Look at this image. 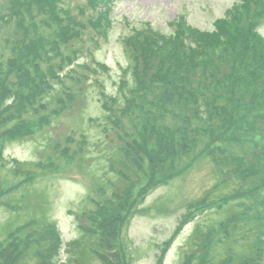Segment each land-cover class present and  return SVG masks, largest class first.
<instances>
[{
  "label": "rangeland",
  "instance_id": "374dc122",
  "mask_svg": "<svg viewBox=\"0 0 264 264\" xmlns=\"http://www.w3.org/2000/svg\"><path fill=\"white\" fill-rule=\"evenodd\" d=\"M87 1L62 0L83 21L85 29L80 38L63 46L62 52L70 54V61L57 77L51 76L50 87L36 96L33 104L40 100L42 107L33 116H25L36 121L41 114L47 120L35 127L32 135L12 138L1 134V126L9 121L6 111L17 106V94H26L28 88L12 74L0 83V243L5 245L8 233L14 231V248L21 252L32 231L26 226L36 220L49 222L55 224L60 237L51 264H75L70 248L82 238V222L99 235V222L110 213L118 216L112 230L118 237L114 247L120 253L107 262L85 255L86 264H116L118 257L123 264H237L238 254L247 256L248 249L251 253L250 242L259 228L247 216L260 212V207L245 208L238 200L227 204L211 200L218 201L234 190L220 185L219 166L227 161L228 154L225 144L239 133L246 136L239 137L241 142L259 149L262 139L249 131L216 128L220 111L209 118L201 113L190 116L184 122L173 109L166 110L170 104L161 108L155 93L128 94L134 90V67L127 47L134 36L148 33V29L163 36L173 34L180 17L187 25L210 32L214 21L237 0H111L107 5L112 13L104 36L89 25L94 12ZM9 9L10 0H0V76L6 72L7 61L15 56L8 46V41L17 37L16 27L6 17ZM258 31L264 37V18ZM215 52L222 53L223 47ZM220 77L210 79L212 86L207 93L216 88V93H223L217 84ZM208 125L210 129L202 131ZM151 126H187L190 134L187 131L181 136L189 151L180 153L174 164L164 156L133 166V157L126 150L137 152L143 136H148L147 147L159 144L156 135L149 138ZM125 141L129 145L120 152L119 146ZM111 159H119L128 174H118ZM27 172L33 175L28 182ZM115 191L119 195H114ZM203 198V205L190 207ZM135 203L137 209L129 219ZM95 210L99 211L96 227L86 219ZM90 236V241L95 239ZM32 245V252L20 262L12 253L10 261L0 260V264H48V257L33 255ZM97 247L108 256L110 247Z\"/></svg>",
  "mask_w": 264,
  "mask_h": 264
},
{
  "label": "trees",
  "instance_id": "16d2710c",
  "mask_svg": "<svg viewBox=\"0 0 264 264\" xmlns=\"http://www.w3.org/2000/svg\"><path fill=\"white\" fill-rule=\"evenodd\" d=\"M110 2V0L87 1L94 12L93 20L88 18L89 25L100 34L104 33V27L110 22L108 16L111 8L107 5ZM6 17L16 27L17 37L8 41V46L15 56L7 61V69L4 75L0 76V83H3L6 77L10 78L12 74L21 85L28 88L26 94L22 96L17 94V106L8 108L6 114L9 117L6 119L9 121L1 126L3 127L1 134L13 138L19 135H32L35 127H40L44 121L47 122L41 114L36 121L27 120L25 116L31 114L33 116V112L42 107L40 100L36 105L33 104L36 102V96L45 87H50L51 76L57 77L63 70L65 62L70 61V54L62 52V48L80 38L85 25L62 0H10V9ZM263 18L264 0H237L225 11L223 17L214 21V29L210 32L191 27L180 17L175 22L174 33L169 36L148 29V33H139L127 43L134 67L132 70L134 90L130 92L128 90V94L155 93L156 103L159 102L161 108H164L166 103L170 104L171 107L166 110L173 109L179 119L182 116L184 122H188L190 116L198 117L201 113L209 118L220 111L216 115V128L249 131L262 139L259 149L247 141L241 142L240 138L245 139L246 136L242 137L239 133L240 138L234 137L230 139L231 142L225 144L224 149L228 154L227 161L221 162L219 166L220 185L232 186L234 190L232 193L221 195L218 201L211 200L217 204L238 200V204L245 208L260 207V212L247 216V219L253 220L254 226H258L259 229L252 236L249 246L251 253L248 249L247 256H243L244 252L237 255V260L243 261V264H264V39L256 31V26ZM45 29L50 30L44 34ZM95 37L96 35L93 36ZM220 46L223 47V52H215ZM71 52L74 53L75 50ZM218 75L221 77L217 84L219 88L224 89L223 93H216L215 90L218 88L207 93L212 86L210 79ZM226 80H230L229 83L222 82ZM122 84L126 85V82ZM16 93L14 91V97ZM125 97L128 98V95ZM25 104L27 105L24 106ZM183 107L186 113L181 114ZM175 128L159 129L151 126L148 130L153 134L149 138L156 135L159 144L154 148L147 147L145 138L148 136H143L137 152L125 151L128 156L133 157L132 165H143L145 159L152 163L153 159H162L164 156V160L174 164L180 153L188 152L189 145L183 142L181 135L187 131L190 134V128L187 126ZM209 129L210 125L202 131ZM120 138L119 136V140ZM2 142L3 140L0 141V153ZM123 143L124 145L119 146L120 152L129 145L126 141ZM110 162L117 173L128 174L119 159L117 161L111 159ZM32 177V174L26 173L27 182L32 180ZM114 195H119V192L115 191ZM204 202L203 198L190 207L195 208ZM137 204L131 206L129 219L136 211ZM8 206L11 207L10 203ZM98 212L97 210L90 212L86 217L95 227V215ZM117 218V215L115 217L114 214L105 213L103 221L99 222L98 228H101L99 235L95 233V228L82 222L80 225L82 238H77L75 246L70 248L75 264H86L85 255H94L107 262L113 254L120 253L113 244L118 238L115 230H112L114 222L116 221V225L118 223ZM49 224L42 221L39 223L38 220L29 223L26 227L32 230L28 235L30 240L21 252L14 248L16 245L14 231L9 232L5 245L0 243V260L3 263L10 261L14 253V259L20 262L29 254L30 245L33 244L32 248L35 251L33 255L48 257L47 262L51 264L50 259L56 253L60 237L55 225ZM236 227L237 225L234 229ZM91 234L95 236L92 241ZM227 235H230V232H227ZM32 236L36 238L33 239ZM98 245L110 247L107 257L100 252ZM21 254L22 257L19 259ZM116 264H123L120 257L117 258Z\"/></svg>",
  "mask_w": 264,
  "mask_h": 264
}]
</instances>
